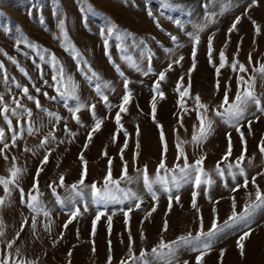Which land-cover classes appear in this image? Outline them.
Segmentation results:
<instances>
[{
    "label": "snow or ice",
    "instance_id": "snow-or-ice-1",
    "mask_svg": "<svg viewBox=\"0 0 264 264\" xmlns=\"http://www.w3.org/2000/svg\"><path fill=\"white\" fill-rule=\"evenodd\" d=\"M252 4H256V0H251ZM165 6H169V0H165ZM88 11H92V7L88 6ZM31 14V13H30ZM58 22L57 29L58 35H54V39L59 42L60 47L65 52L72 53L73 59H79L81 53L76 49L72 43L68 32L65 28V20L59 18L60 13L57 9L56 13ZM247 15V9L245 10ZM147 15L151 18L154 14L148 11ZM241 16H237L227 29L228 39L225 42L227 47L230 42V38L233 32L237 31V25L241 23ZM157 27H160L159 21L154 20ZM178 26L179 21L175 22ZM215 23L213 18H206L204 23L198 24L195 27L194 32L188 33L193 42L192 48V65L188 69L187 76L188 81L185 84V77L181 75L175 85V92L178 94L177 107L180 109V113L177 114V123L179 128L187 129L184 125L185 115L195 114L196 122L192 125L191 140L186 141L181 139L179 135V129H174L175 133V156L171 166L168 165V155L170 146L165 139V132L163 126L156 119L157 112V98L160 100L165 99V93L161 90V83L167 79L166 73L173 70L174 65H180L184 60V57L178 56L172 58L175 54L170 48H166L165 53H170L169 63L167 68L158 73V78L154 81L152 86V100H151V119L159 131V140L161 143V153L159 162L155 168V172L150 174L148 165H144L143 168L136 166V161L140 157V128L136 127L135 131V147L133 149V167L135 175L129 173V164L125 159L126 150L129 148V132L124 128L122 123V114L128 113V105L131 103L132 95L129 91V81L127 79L123 82L124 94L121 97L119 105H113L109 101V96L105 94L106 91H115L111 88L109 82L103 81L99 74L88 65L87 61L82 60L81 64L87 68L84 71L83 68L78 65V70L84 71L85 78L94 85V92L105 107L112 109L118 107L114 117L115 131L112 134V143H117L118 136L123 133V144L119 149V158L121 161V171L119 177L114 176L113 162L114 158L109 156L105 150L102 155L107 157V171L102 178V181H93L92 183H86L89 168L88 161L85 159L84 151L89 148L92 143L94 135L101 131L102 124L105 118L97 116L96 104H87L83 102L78 94L79 86L73 77L65 71L63 64L59 61L55 53L50 52L47 48H42L40 45L33 43L22 32L17 29L18 36L14 40V47L17 51H21V46L31 49L35 55L39 58L40 62L46 64L52 70L51 82L45 78V71L42 63H38L36 59H32L36 70L39 74V79L42 81L43 86H47L54 90L55 95H49L48 91L42 92V87H38L33 81L32 76L22 66L19 65L17 59L10 55L7 51L0 49V56L6 57L7 61L15 65L19 72L26 77L31 84V88L34 89L36 94H42L47 100L59 101L63 103V107L71 114V119L78 125L83 126L80 113L82 110L87 109L92 116L93 123L86 133V140L82 146V150L78 155V159L82 165L79 178L76 182L67 184L65 174L59 175L58 181L53 180L48 184V188L52 194L57 197V203L61 205H71V211L68 214V219L62 225V230L58 237L53 239L52 246L55 247L64 239V231L68 229L69 225L73 221L77 220L83 212L88 211V201L85 197L90 198V202L97 206L107 205H125L119 209L123 216V223L125 226V232H127V249L124 257H122L118 264H190L188 260L181 261L178 256L179 250H188L195 253L194 264H205V257L208 256L214 248L216 240L219 235L229 229L232 226L248 225L251 217L254 213L261 208H264V190L261 189L260 184L257 182L258 177H264V171L257 172L256 175L249 176L245 169V162L249 165L252 164L251 158L248 157V144L245 138V132L242 128L245 126L243 122L246 121L248 134L252 135V125L258 122L261 116H264V93H257L256 84L257 79L264 84V62L256 61L253 63L252 54L249 53L247 57V66L245 63L238 59L240 44H237V53L231 58L229 62L225 51L221 50L218 53V62L214 63V48L213 37L209 36L207 42V58L209 64L214 67V94H218L221 91V76L222 69L229 68L232 73L235 74L236 89L234 94L231 88V79L225 82L223 95L220 103L215 107H211L208 103H205L200 94L193 95L192 88V73L196 69V56L197 45L200 43V32L204 31L210 24ZM254 25V31L257 35L261 33L260 27L255 21H252ZM8 31V29H5ZM101 35L103 37V45L105 49V55L111 60L110 52V38L115 39L118 43L115 47L121 52L128 51V45L126 41H131L132 47H137L133 34L130 32H123L113 22L109 21L106 28L102 30ZM169 37L173 43H176L178 37L169 33ZM243 38H241L242 40ZM255 43V41H253ZM177 47H180L177 44ZM145 54L142 52L141 56ZM152 56L153 54L149 50L147 54L148 68L144 72V75H148L153 72L152 68ZM122 59L130 62V66L134 67L137 71H140L136 61L130 56H123ZM251 69V71H250ZM117 72L121 76L124 73L120 70V66L116 65ZM0 82L3 83L4 91L0 92V158H3L6 164L10 161V166L6 168L7 175H0V189H2V195H0V210L7 209L12 204L13 193L19 192V203L26 207L30 213V216H25L22 212L20 215L23 217L19 222L18 230L14 231L12 238H7V225L2 216H0V264H43V257L36 256L32 259L26 258L22 254L21 248L18 246L22 240V233H25L26 228L30 229V235L35 239H41L40 228L43 232L52 235V219L51 213L43 202V193L40 190L39 177L44 171V166L49 163V158L55 151V148L60 144L65 143V140L58 139L57 131L61 121H65L63 125V132L69 138L68 143H71L74 138L77 137V133L72 131L67 122L66 117H62L55 111L42 106L38 95H33L27 85L19 83L15 77H10L5 62L0 60ZM13 88L19 90V95L13 91ZM7 94V98L6 95ZM231 94V95H230ZM30 101L34 104L35 109L39 110L48 118V125L42 123V117L34 118L33 109L29 108L23 101ZM189 100H192L193 106L188 107ZM74 101V104L69 103ZM259 113V115H257ZM226 124L228 127L233 128L239 135L240 143L242 146L240 155L233 159L234 144L231 132H227V148L222 157L216 162L213 170L209 172L205 167L206 154L202 153L194 160L189 159V155L185 149V145L191 144L194 149H202L204 144L212 136L215 130L216 121ZM38 121H41L38 123ZM50 126L46 134L42 136L39 143L33 147H30L25 142L22 152L31 153L33 156L37 155V150H43L44 154L40 160L39 166L36 168L33 176V183L31 188L25 192L22 187V180L27 174V167L20 163L19 157L13 153L14 149L20 148L21 141H25V137L38 136L42 130ZM258 151L261 157H264V135H262L258 142ZM59 167V164H57ZM218 178L223 182L224 188H229L228 179L230 178L233 186L230 188L232 193H237L241 189L246 192L247 199L244 204L237 210V198L235 195L231 196L230 205L231 213L227 216V219L221 222L218 215L217 205L220 200H213L210 196V190L213 185L217 183ZM238 178H242V183L237 182ZM134 183H142L143 190L150 196L152 205L141 220V226L144 222L151 218L156 213L159 206L158 192L167 194L168 205L165 215L172 211L173 201L177 204L181 202V198L178 194L173 195V190L177 192L184 185H191V208L196 213L197 228L195 232L188 230L185 234L177 236L171 241H167L161 235L158 243H156L151 249L141 248L137 253L135 244L136 241L131 229L132 213L136 210H141L144 204V198L142 195L133 191L130 187L122 185H131ZM251 184L254 191H249V185ZM64 189L65 195L63 198L57 193V189ZM203 191L204 196L212 204L211 208V220L209 226L205 227V218L201 212L197 203V198ZM222 199V198H221ZM83 204V212L81 207L76 206ZM102 217H106L107 222V259L106 264H113V243L111 240L113 230V215H107L105 211L98 210L92 220L91 237L92 239V253L97 252L95 243V237L97 235V225L101 221ZM43 218V219H42ZM168 219L163 220L161 233L169 231ZM140 239H146V235L143 231V227L140 228ZM252 235V229L248 227L242 232L236 239V248L239 251V255L243 258L245 256L246 241ZM120 243L123 244L124 240L121 238ZM226 249L221 248L219 251V262L223 264ZM73 251L69 249L67 252L68 261L67 264H72Z\"/></svg>",
    "mask_w": 264,
    "mask_h": 264
},
{
    "label": "rangeland",
    "instance_id": "rangeland-1",
    "mask_svg": "<svg viewBox=\"0 0 264 264\" xmlns=\"http://www.w3.org/2000/svg\"><path fill=\"white\" fill-rule=\"evenodd\" d=\"M89 5L93 9L92 11L87 10ZM57 9H59V13H60L59 18H62L65 20V28L68 32V35H69L72 43L75 45L76 49L82 54L79 59H73L72 53L65 52L60 47L59 42L53 38L54 35L59 34L58 29H57L58 18H57V15L55 14ZM246 9H247V15L244 14ZM110 11H112L113 13H117L119 11L117 14H120V12H121V13L127 15L128 17H131V19L134 21H139V18H140V21H141V22L139 21L140 25H151L155 30L154 31L153 28L150 26L149 28L152 29L151 30L152 33L150 35L146 36L147 38L145 37V39L141 43L136 44L137 47H132L131 41H126L125 43L128 45V51L126 53L121 52L120 50H118L115 47V44L118 43V41H115L114 37L110 38L111 42H110V49L109 50L112 54L111 60L114 61V63L110 62L109 58L105 55V49H104V45H103V37L101 35L102 30H104L106 28L108 22L111 21V22L115 23L120 28L121 31L132 33L133 37L135 36V31H134V29L130 28L129 26L115 21L114 16L111 15L112 13H109ZM148 11H151L154 14V17L150 18L147 15ZM133 16L135 18H137V20L134 19ZM237 16L242 17L241 23L237 25V31L232 33L231 38H230V42L228 43L227 47H224L225 42L228 39V37L226 35L227 29L230 27L231 23L235 20V18ZM206 18H213L215 20V23L210 24L207 28L204 29V31L200 32V43H199V45H197V56H196V65L197 66H196V69L198 68L199 61L202 60L203 62L206 63V65L208 67H210L209 69L212 70V71L208 70V72L206 71L207 74H209L210 78L208 79V81H206V82L204 81L205 82L204 84H207V86L211 89L212 94L211 93L208 94L207 95L208 98L205 99L206 97L204 96V94L201 91L200 92L194 91L193 88H191V92L193 95L197 94V92H198V94H200L202 100L205 103H208L211 107H215L216 105H218L220 103V100H221L222 95H223L225 82L229 80V77L230 76L232 77V79L230 81L231 88H232L231 94H234V92H235L236 82H235V74H233L229 68L222 69V76H221V80H220L221 91L218 94H214V81H215L214 67H213V65L209 64L208 58L206 55L207 51H208V47H207L208 38H209V36L213 37L214 63L218 62V59H219L218 53L221 50L225 51L226 56L228 57L229 62H230L231 58L237 53V44L238 43L240 44V51H239L238 59L241 62L245 63L246 66H247V57H248L249 53L252 54L254 64L256 61L264 62V48H263L264 46L262 47L260 45L261 40H264V31H263L264 30V0H256L255 5L252 4L251 0H169V6H165V0H0V49L7 51L10 55L15 57L17 59L19 65L24 67L29 72V74L32 76L33 81L36 83V85L38 87H42V92L48 91L49 95H55V92L53 89L42 85V81H40V79H39L38 71L36 70L34 64L32 63V59H36V61L38 63H42V66L44 67V71H45V78L48 79L50 82H51L52 70L50 69V67L48 65L43 64V62H40L39 58L35 55V53L31 49H28L24 46H21V51H17L15 49L14 40L18 36L17 29H19V31L22 32L33 43L40 45L42 48H47V49H49L50 52H53L56 54L59 61L63 64L65 71H67V73L73 77V79L76 81V83L80 87L79 92L80 91L81 92L80 93L78 92V93H79L81 100H83V102H85L87 104H96L97 116H99L101 118H105L104 123L102 124V127H101V131H99L100 133L98 132L94 135L93 141L89 145V148L84 151L85 159L88 161V168L90 169V165L92 163L96 162L95 164H98L97 165L98 167L99 166L102 167L101 169H100V167L98 168V170H101V173L105 169L103 171V173L105 175V173L107 171V157L103 156L102 153L105 150L103 148H105V147L109 146V144H111L113 146V151H112V153L108 152V154H109V156L114 158L113 169H114V173H115L114 176L115 177H119L118 176V175H120L119 170L121 171L120 168L122 167L118 153H119L120 147L123 144V140H124L123 133H121L118 136L117 143H115V144L111 143L112 141L110 143H106L103 141L102 143L98 144V143H96L95 138L104 136V138L107 137V138H105V140H107L108 137H112V134L114 133L115 128H116L115 123H114V117H115L116 111H118L119 109H118V107H114L112 109L105 107L104 104L100 101L99 97L96 96V94L93 90L94 85L92 83H90L84 76V71H87V68L81 64V61L82 60L87 61L88 65L91 63L90 66L92 67V69L95 68V70H96V66L98 68H102L103 71L101 72V74L99 71H98L99 72L98 73L97 70H96V72L103 79V81L109 82L110 85H112L111 88H114L113 84H115V88H114L115 91H106L105 92V94L109 96L110 103L113 105H119V103L121 101V97L124 94L123 82L125 79H127L129 81V91L131 92V95H132V99H131L132 103H130L128 105V109H129L128 113L122 114V123L124 125V128L127 129V131L129 132V136H130L129 148L126 150L125 159L128 161V164H129V173L131 175H135L132 157H133V149L135 147V139H136V136L134 134H135L137 126H139V128H140V132H141L144 124L152 125V127H154L155 130L153 129V133L155 132L154 135L156 134V137L154 138V140L156 141L155 143H157L156 144L157 146L160 145L159 152H161V143L159 140V131L160 130L156 127V124L153 123V121L151 119V100H152V96H153L152 86L154 84V81L158 78V73L167 68V64L169 63V57L172 56V54H171V55H167L169 57H167V56L159 57V54L161 52H163L162 53L163 55L165 53L164 50L166 48L164 47L165 46L164 45L165 43L163 42L164 40L169 43L170 49L175 51V48H176L178 50V52L172 57L173 59L178 57V56H181V55L184 57V60L181 62L180 65H174L173 70L166 73L167 79L161 83V90L165 93L166 98L163 100H160L159 98H157L156 119L160 123V125H162V126L164 125L163 128H164V132H165V139L167 138L166 141L168 142V144L170 146V152H169L168 160H167V163L169 166L172 165L173 159L175 156V147H174L175 133H174V129H179V135H180L181 139L186 140V141L191 140V136H189V135H192V125L196 122L195 114L192 113L190 115H185V117H184V123H187L184 125H185V128L187 129L188 132L185 131V129H183V128H179L176 115L180 113V109L178 107H176L177 106V100H178V94L175 92V85L178 81V78L181 75H183L185 77V84H187V81H188L187 72H188V69L192 65L191 53H192V48H193V42H192L191 37L188 35V33L194 32L195 27L198 24L204 23ZM141 19H143V20H141ZM154 20L159 21L160 27L156 26V24L154 23ZM253 20L256 22V24L261 29V33L259 35H257L254 31V25L252 23ZM176 21L180 22L179 26L175 23ZM146 22H148V23H146ZM5 29H8V31H5ZM154 32H156V33H154ZM169 33H171L172 35H176L178 37V40L176 43H173L171 41V39L169 37ZM86 37L87 38L89 37L90 39L88 38V40H87ZM241 38H243V39L241 40ZM84 41H86V42H84ZM90 41H91V43H90ZM253 41H255V43ZM79 42L81 43V45ZM177 44H179L180 47H177ZM92 46L94 47V49ZM259 48H260V50H262V51H260V53H259ZM149 50L153 54V56H152L153 72L149 73L148 75H144V72H146L147 68H148V60L146 57H147ZM113 51H114V53H113ZM142 52L145 54L143 57L141 56ZM173 53H175V52H173ZM83 54H85V55H83ZM94 54H96V56ZM98 55H99V57H98ZM123 56H130V57H132L133 60L136 61L140 70L143 71V72H141L142 73L141 78L146 80L145 82H147L146 86H148V88H146V86L145 87L143 86L144 82H140V84H137V82L134 80V78L131 77L132 76L130 74L131 72H137V73H139V72L134 67L130 66V62L126 61L125 59H122ZM90 58H92V59H90ZM99 58H100V60H99ZM0 60H3L5 62V65H6V68L8 69V74L10 77H15L16 80L19 83H21L22 85H27L30 89L31 94L38 95V98L40 99L43 107L49 109L50 111H55V112L59 113L62 117H66L67 118L66 122L72 131L73 130L75 131V128H76L77 129L76 133L79 134L81 131L80 127L84 130V131L82 130V132L75 139H73L75 141V142L73 141L74 143L71 142V146H72V144H74V146H72V148H71V159L68 161V164H71V165L73 164L71 166V168H75V171L78 170V171H76V174L80 173L82 165L78 159V155L82 150L83 144L85 143L87 130H89L90 126L92 125L91 123L93 122V119H90V117L92 118L91 113L87 109H84L80 113H78V115H80V117H81L82 124L85 127L78 125L74 120L71 119V114L68 113L67 110L63 107L62 102L50 101V100H47L42 94H36L34 89L31 88V84L29 83L28 79L26 77H24L22 75V73L19 72L18 68L15 65H12L11 62L7 61L6 57L0 56ZM93 60L96 62H93ZM92 62L95 65L94 64L92 65ZM156 62L158 63V65ZM98 63H100V67L98 66L99 65ZM101 63L103 65H105L104 68L102 67L103 65ZM105 63H107V64H105ZM78 65H80V67L83 68L84 71L78 70V67H77ZM116 65L120 66V70L124 73L123 76H121L120 73L117 72ZM106 69L107 70L110 69V70L107 71ZM196 69L192 73L193 74L192 75V84H193V78H194ZM250 71H251V69H250ZM136 84H137V86H136ZM262 85H264V84H262L260 82V80L257 79V84H256L257 89L256 90H259L260 88L264 89V86H262ZM142 86L144 87V89ZM4 87L5 86L3 85V83L0 82V92L4 91ZM139 87H141V88L139 89ZM134 88H135V90H134ZM116 90L119 93L117 92V94H116ZM13 91L16 93V95H19V90H16L13 88ZM5 95L7 98V94H5ZM92 95L94 96V98ZM111 95L113 97L114 96L115 97L111 98ZM86 97H88V98H86ZM85 98H86V100H84ZM135 100L137 103L135 102ZM138 100L141 104L138 102ZM141 100H142V102H141ZM143 100L145 102H143ZM167 100L170 101L169 102L170 104L168 106L169 110L173 106V104H174L173 107H175L176 109L173 112L170 111L171 112L169 114L170 120L166 123L162 119V117L160 116V113H161L160 110H161L162 104L165 103ZM172 101H173V104H171ZM23 102L29 108L33 109L34 118L36 115H39L42 118L46 117V119H48L46 115H44L43 113H40L39 110L35 109V106L32 102L27 101L26 99ZM69 103L74 104L75 102L69 101ZM193 103L194 102L192 100H189L188 107L191 108L193 106ZM134 104H136V105H134ZM140 106H142V107L140 108ZM143 107H145V108H143ZM132 108H135V110H137L136 112L137 113L139 112V114H141V115L138 114V116L135 117V113H134V111H132ZM133 114H134V116H133ZM142 114H143V116H142ZM257 115H259V113H257ZM143 117L144 118L146 117V118L144 119ZM138 118H140V119L143 118L145 120V122H148V123H145L143 119L139 120ZM147 118H148V120L146 121ZM85 119L87 121H85ZM171 119H173V120H171ZM135 121H136V123H135ZM64 122L65 121H61V123L58 127L57 136H58V139H64L65 138L67 140V136H65L66 134H64V132H63ZM139 122L140 123L142 122V123L140 124ZM170 122H171V124H170ZM243 123L245 126L242 128V130L245 132V138H247V136L249 134H248L247 126H246V121ZM46 125H48V124H46ZM0 126H2V125H0ZM71 126L73 128L74 127L75 128L73 129ZM87 126H88V128H87ZM109 126L111 128H109ZM219 126H220V128L222 127L221 128L222 130L219 128ZM49 127L50 126H48V127L46 126L43 129V132L40 133V135L32 136V137H30L31 139L26 136L25 141L19 142L20 143V149H18V148L17 149L19 151L21 150L20 152H22V148H23L25 142L26 143L28 142L27 145L29 144L28 146H30V147L37 145L39 143L37 141H39L42 138V136L47 133V131L49 130ZM104 127H106V128H104ZM215 127L217 128V130L219 128L220 133L222 132L221 134L219 132H217V135L219 134L220 137L222 138V141H223L222 147H224V150L226 151V148H227V139H226L225 134L227 132H231L232 139L234 137V139H233V142H234L233 143L234 144L233 159L235 157H237L238 155H240L242 146L240 143L239 135L236 133V131L233 128L228 127L226 124L220 122L219 120L216 121ZM102 130H103V132H105L104 130H106L107 132L103 133ZM252 130H253V133L255 132L254 133L255 138H253L254 140H252V142L255 143L254 145H256V144L258 145V142L262 137L261 135H264V116H261V118L258 122L253 123ZM100 134H101V136H100ZM257 134H258V136L256 137ZM60 135L63 138L62 137L60 138ZM217 135L211 136L212 138L215 137L214 140H212V138L210 137L208 139V141L204 144L206 149L203 146L202 149L197 148L198 150L197 149L194 150V148L191 146V144L185 145V149L188 152L190 161L193 158L194 159L197 158L202 153L207 154L206 150L209 149L208 145L211 144L213 141H215L216 138L218 139L219 135L218 136ZM131 137H132V139H131ZM139 139H140V137H139ZM256 140H257V142H256ZM33 142H35V143L33 144ZM140 143H141V141H140ZM64 144H66V142L63 144H60L59 145L60 147L59 146L56 147L54 153H52L51 156H58V152H56V151H59L62 148V146H64ZM103 145H104V147H103ZM98 147L100 148V151L98 150L99 149ZM256 148L257 149H255L256 150L255 153H253L254 156L251 159L252 164L251 165H249L248 163H247V165L245 164V169H248L247 170L248 172L250 171V169L252 168L253 165H258V163L261 165V166L258 165L260 167L259 168L260 170L258 172L264 171V157H261V155L259 154V151H258V147H256ZM17 149H14L13 151H15V153H16L18 151ZM116 149H117V153H116ZM188 149H190V150L188 151ZM224 150H223V152L225 153ZM238 151H239V153L237 154L236 152H238ZM91 153L93 155H95V156H93V158H90ZM224 153L219 154L217 157H215L212 160L209 158V156L206 155L207 158L205 161V166L207 167L206 169L209 172H211L213 170L216 162L222 157V154H224ZM43 154H44V151L42 152V155L39 154V160L42 159ZM73 154H74V156H73ZM75 154H76V156H75ZM95 157H96V159H94ZM159 157H160V153H158L155 162L154 161L151 162L152 164L149 163L150 165H153V166L155 165L154 167L145 163L149 167L150 174H153L155 172V168L159 162ZM115 159H116V161H115ZM140 159H141V155H140L139 159L136 161V166H139V167L142 166L141 168H143V166L145 164L142 165L140 162L141 161ZM170 159H171V161H170ZM0 163H4L3 165L6 164L3 160V158H0ZM39 163H40V161H39ZM9 166H10V161H9L7 167H9ZM36 166L38 167L39 165H36ZM37 167L32 168L31 171L28 173V182H29V183L27 182L28 186H25V184L22 183V187L24 188L25 192H27L31 188V185L33 183V176L35 174V172H32V171H36ZM118 167H119V169H118ZM71 170H73V169H71ZM0 175H3V174L0 173ZM88 178H87L86 183L90 184L93 181H102L103 177H101V179H96V180L91 179L90 177H88ZM70 181L68 180L67 184L74 183L77 180H70ZM219 182L220 181L218 180L217 183H219ZM232 185L233 184H229V188H224L225 193L223 194V196H227V195L229 196L230 195L231 191L228 189H230L232 187ZM122 186L130 187L133 191H136L138 194L142 195L144 198V204L142 205V209L136 210L131 214L133 222L134 223L135 222L140 223L141 222L140 219H142V216L144 214H146V212L148 210H150V208H151V205H152L151 198L143 190L142 183H134L131 185H122ZM261 189L264 190V187H262ZM0 190L2 193V189H0ZM63 191L65 192L64 189H63ZM173 191H174L173 195L178 194L179 196L183 191H185V192H187L186 193V200L187 201L191 200V193H192L191 185H186V186L184 185L182 188L179 189L178 192L175 189ZM44 192H45V194H50L52 196L53 200L57 201V197L52 194L51 190L48 188V185L44 188V191L42 192L43 196L45 197ZM202 192L203 191H201V193ZM14 193H16V194H14ZM14 193H13V199H12V205L13 206L10 205V207L15 208V209L17 208L18 210L22 211V213L25 216H30L28 209L26 207H24L23 205H20V203H19V196H18L19 192L16 191ZM57 193H58V191H57ZM63 194L65 195V193H63ZM58 195H59V193H58ZM64 195L61 194L59 196H60V198H63ZM158 195L160 197L159 202L161 200V197H164V198H162L163 200H165V199L168 200L167 194H165L163 192H158ZM223 196L220 195L219 197L222 198ZM217 198L218 197H216V199ZM15 199H17V200H15ZM85 199H86V201H88V211L87 212H83V204L76 205V206L81 207V211L83 212V214L78 219L81 218L85 222V224L83 223L84 224L83 226H85L84 231H83L84 235H87L86 234L87 229L89 231L88 232L89 238H88V236L86 238L85 237L82 238V236H79L80 238H78V239H79V242H81V244H86L88 242V239L91 238V235H90L91 224H92V220L94 219L95 214L98 210L105 211L107 215H113V219L117 218V216L115 215V212L117 211L116 213L119 216L121 215L120 218H121V222L123 224L122 227H123V230H125V226L123 223V216L119 211V209L121 207H125V205H114L113 204V205H107V206H97V205L91 204L89 197L86 196ZM14 204H16V205H14ZM173 204H177V203L175 201H173ZM58 208H59V213H58L59 215L58 216L61 217L62 224H64V222L68 219L69 212L71 211V205L59 204ZM61 214H62V216H61ZM133 216L134 217L140 216V218L138 219L136 217L137 218L136 219ZM102 218H104V219H101V221L98 222L97 230L99 228L105 227L104 224H106L105 223L106 217H102ZM132 219L130 222L131 225H132ZM77 220H75V221H77ZM75 221H73V223ZM117 221H118V218H117ZM101 222H102V224H101ZM72 224H70V225H72ZM101 225H103V227ZM86 227H87V229H86ZM105 229L106 228H104L103 230H104V233L106 234L107 231ZM61 230L59 231V233L61 232ZM59 233H58V235H59ZM104 233H103V235H104ZM12 234H14V231ZM88 244L91 245V241H89V243H87V245ZM148 244L149 243L145 240V241H141L139 246H141V248L149 249Z\"/></svg>",
    "mask_w": 264,
    "mask_h": 264
},
{
    "label": "bare ground",
    "instance_id": "bare-ground-1",
    "mask_svg": "<svg viewBox=\"0 0 264 264\" xmlns=\"http://www.w3.org/2000/svg\"><path fill=\"white\" fill-rule=\"evenodd\" d=\"M106 7V6H105ZM115 9V8H114ZM113 9V10H114ZM117 10V9H116ZM115 11V10H114ZM117 12V11H116ZM119 12V11H118ZM117 12V13H118ZM109 13H112L111 15L114 16V20L121 23V24H125L127 26H129L130 28L134 29L135 31V43L139 44L141 43L146 36L150 35L152 33V29H150L149 27L151 25H140V18L139 21H134L131 19V17H128L127 15L123 14L120 12V14L117 13H113L112 11H110ZM134 17V16H133ZM70 18V17H69ZM134 19L137 20V18L134 17ZM143 20V19H141ZM146 20V19H145ZM254 21V20H253ZM148 23V22H146ZM248 23V22H247ZM150 24V23H149ZM71 25V24H70ZM152 27V26H151ZM153 28V27H152ZM154 30V28H153ZM155 31V30H154ZM264 31V30H263ZM156 33V32H154ZM153 33V34H154ZM89 38V37H88ZM88 38L86 37V39L88 40ZM147 38V37H146ZM248 38V37H247ZM90 39V38H89ZM246 41V40H245ZM81 42V41H80ZM79 42V43H80ZM86 42V41H84ZM83 42V43H84ZM111 42V41H110ZM165 44V48H170V45L167 41H163ZM260 42V41H259ZM88 43V42H87ZM91 43V41H90ZM89 44V43H88ZM114 44V43H113ZM81 45V43H80ZM85 45V44H84ZM262 47L264 46V40H261V44ZM87 46V45H86ZM91 46V45H90ZM151 46V45H150ZM83 47V46H82ZM93 47V46H92ZM173 47V46H172ZM260 47V46H259ZM86 48V47H85ZM264 48V47H263ZM262 48V49H263ZM90 49V48H89ZM94 49V47H93ZM86 51V50H85ZM260 48H259V53H260ZM82 52V51H81ZM173 52H175L174 54H176L178 52V50L175 48V51L173 50ZM87 53V52H86ZM95 53V52H94ZM114 53V51H113ZM163 52H161L159 54V57H164L167 55H171L170 53H164V55L162 54ZM88 54V53H87ZM97 54V53H96ZM96 54H94L96 56ZM258 54V53H257ZM85 55V54H83ZM112 55V54H111ZM255 55V54H254ZM93 56V55H92ZM91 56V57H92ZM118 56V55H117ZM256 56V55H255ZM99 57V55H98ZM102 57V56H101ZM100 57V58H101ZM115 57V56H114ZM169 57V56H167ZM173 57V56H172ZM99 58V60H100ZM118 58V57H117ZM141 58V57H140ZM92 59V58H90ZM162 59V58H161ZM167 59V58H166ZM98 60V61H99ZM102 60V59H101ZM257 60V59H256ZM93 62H96L93 60ZM92 62V65L94 64ZM100 62V61H99ZM103 62V61H102ZM157 63V62H156ZM91 64V63H90ZM89 64V65H90ZM99 67H100V63H98ZM102 64V63H101ZM107 64V63H105ZM95 65V64H94ZM103 65V64H102ZM101 65V66H102ZM125 65V64H124ZM158 65V63H157ZM105 65H103L102 67L104 68ZM108 66V65H107ZM109 68V67H108ZM210 67H208L206 65L205 62H203L202 60L199 61L198 64V68L196 69L194 78H193V90L194 91H201L204 96L205 99H207V95L211 93V89L207 86V84H204L206 81H208L209 74H207L208 70ZM95 70V68H93ZM123 69V68H122ZM131 69V68H130ZM158 69V68H157ZM96 70L97 72L99 71L100 74L103 71L102 68H98L96 66ZM95 70V71H96ZM107 70V69H106ZM105 70V71H106ZM110 70V69H109ZM107 70V71H109ZM207 71V72H206ZM212 71V70H210ZM67 72V71H66ZM98 72V73H99ZM137 72H131L130 74L132 75L131 77L134 78V80L137 82V84H140V82H144L143 86L145 87L147 85V82H145L146 80L141 78V72H143L142 70ZM105 73V72H104ZM107 74V73H106ZM234 74V73H233ZM109 75V74H108ZM193 75V74H192ZM78 76V75H77ZM102 76V75H101ZM105 76V75H104ZM147 78V77H146ZM80 80V79H79ZM110 80V79H109ZM118 80V79H117ZM205 81V82H204ZM119 84V83H118ZM136 84V86H137ZM80 85V84H79ZM114 88H115V84H113ZM260 85V84H259ZM112 86V85H111ZM119 86V85H118ZM117 86V87H118ZM142 86V87H143ZM264 86V85H262ZM143 87V89H144ZM259 87V86H258ZM80 88V87H79ZM119 88V87H118ZM136 88V87H135ZM134 88V90H135ZM141 87H139L140 89ZM146 88H148V86H146ZM263 88V87H262ZM138 89V88H137ZM257 89V88H256ZM118 90V89H117ZM116 90V94L117 91ZM257 93H264V89H259L256 90ZM79 92V89H78ZM81 92V91H80ZM79 92V93H80ZM78 93V94H79ZM119 93V92H118ZM198 93V92H197ZM207 93V94H206ZM84 94V93H83ZM87 94V93H86ZM139 94V93H138ZM212 94V93H211ZM81 95V94H80ZM93 96V95H92ZM203 96V95H202ZM85 97V96H84ZM113 96L111 95V98ZM115 97V96H114ZM113 97V98H114ZM140 97V96H139ZM142 97V96H141ZM144 97V96H143ZM88 98V97H86ZM86 98L84 100H86ZM94 98V96H93ZM110 98V99H111ZM114 100V99H113ZM83 101V100H82ZM214 101V100H213ZM112 102V101H111ZM136 102V100H135ZM139 102V100H138ZM142 102V100H141ZM143 102H145L143 100ZM170 101H166L165 103L162 104L161 106V113L160 116L162 117V119L167 123L170 118H169V114L171 112H173L176 108L173 107V101L171 104H173V106L170 108H168ZM132 103V102H131ZM137 103V102H136ZM140 103V102H139ZM141 104V103H140ZM211 104V103H210ZM136 105V104H134ZM132 106V105H131ZM138 106V105H137ZM176 106V105H175ZM142 106H140L141 108ZM177 107V106H176ZM145 108V107H143ZM131 110V109H130ZM179 110V109H178ZM132 111H134L135 113V117L138 116L139 112L137 113L135 110V108H132ZM149 111V110H148ZM171 111V112H170ZM101 113V112H100ZM99 113V114H100ZM141 115V114H139ZM134 116V114H133ZM143 116V114H142ZM159 116V115H158ZM177 116V115H176ZM36 117H40L39 115H36ZM140 117V116H139ZM147 117V116H146ZM145 117V118H146ZM172 117V116H171ZM89 118V117H88ZM134 118V117H133ZM144 118V117H143ZM141 118V119H143ZM144 118V119H145ZM191 118V117H190ZM83 119V118H82ZM90 119H92L90 117ZM139 120H141L140 118H138ZM137 119V120H138ZM143 119V120H144ZM84 120V119H83ZM135 120V119H134ZM142 120V121H143ZM148 120V118L146 119V121ZM173 120V119H171ZM85 121H87L85 119ZM41 121H38V123ZM134 122V121H133ZM145 122V120H144ZM174 122V121H173ZM42 123L43 124H48V119H46V117H44L42 119ZM93 123V122H92ZM91 123V124H92ZM107 123V122H106ZM128 123V122H127ZM136 123V121H135ZM140 123V122H139ZM142 123V122H141ZM140 123V124H141ZM148 123V122H145ZM110 124V123H109ZM139 124V125H140ZM144 124V123H143ZM163 124V123H162ZM171 124V122H170ZM187 124V123H184ZM189 124V123H188ZM218 124V123H217ZM88 125V124H87ZM216 125V124H215ZM154 126V125H153ZM164 126V125H163ZM167 126V125H166ZM169 126V125H168ZM175 126V125H174ZM218 126V125H217ZM257 126V125H256ZM48 127V126H47ZM72 127V126H71ZM85 127V126H83ZM258 127V126H257ZM70 128V127H69ZM73 128V127H72ZM75 128V127H74ZM73 128V129H74ZM88 128V126H87ZM86 128V129H87ZM106 128V127H104ZM109 128H111L109 126ZM220 128V126H219ZM219 128L217 130V128L215 127L214 133L212 134V136H216L217 132L220 133ZM222 128V127H221ZM220 128V129H221ZM71 129V128H70ZM82 132V128L80 127ZM153 129L154 127H152V125H148V124H144L142 130H141V135H140V141H141V148H140V155H141V164L144 165L145 163L147 164H152L151 162H155L158 153L159 152V147L160 145H156L157 143H155L156 141L154 140V138L156 137V134L154 135L153 133ZM164 129V128H163ZM184 129V128H183ZM224 129V128H223ZM76 128L75 131L76 132ZM79 130V129H78ZM109 130V129H108ZM155 130V129H154ZM222 130V129H221ZM84 131V130H83ZM105 132H107L106 130H104ZM260 131V130H259ZM43 132V130H42ZM45 132V131H44ZM62 132V131H61ZM86 132V131H85ZM103 132V130H102ZM103 132V133H105ZM188 132V131H187ZM60 133V132H59ZM79 133V134H80ZM84 133V132H83ZM100 133V132H99ZM222 133V132H221ZM220 133V134H221ZM255 133V132H254ZM254 133L252 135H248L247 136V144H248V157L249 158H253V153H255V149H257V144L254 145L255 143L252 142V140H254ZM65 134V133H64ZM77 133V136L79 135ZM188 134V133H187ZM82 135V134H81ZM135 135V134H134ZM219 135V134H218ZM217 135V136H218ZM66 136V135H65ZM97 136V135H96ZM101 136V134H100ZM191 136V135H189ZM258 136V134L256 135V137ZM262 136V135H261ZM62 136L60 135V138ZM30 138V137H29ZM63 138V137H62ZM103 137H97L96 139V143H102L103 141L106 143H110L111 137H108L107 140H105ZM110 138V139H109ZM134 138V137H133ZM212 138V137H211ZM215 138V137H214ZM214 138H212V140H214ZM31 139V138H30ZM35 139V138H34ZM65 139V138H64ZM63 139V140H64ZM75 139V138H74ZM132 139V137H131ZM167 139V138H166ZM234 139V137H233ZM260 139V138H259ZM68 140V137H67ZM67 140L65 139L66 144H64V146H62V148L58 152V156H50V160L49 163L47 165L44 166V171L41 173L40 178H39V183H40V190L43 192L44 188L53 180H57L59 178V175L61 173L65 174L66 177V183L69 180H78L79 178V174H76V170L75 168H71V164H68V161L71 159V148L72 146H74V144L68 143ZM29 141V140H28ZM74 141V140H73ZM72 141V143H74ZM260 141V140H259ZM30 142V141H29ZM32 142V141H31ZM39 142V141H37ZM79 142V141H78ZM95 142V141H94ZM257 142V140H256ZM28 143V142H27ZM35 142H33L34 144ZM112 143V142H111ZM234 143V142H233ZM95 144V143H94ZM132 144V143H131ZM238 144V143H237ZM23 145V144H22ZM29 145V144H28ZM32 145V144H31ZM208 145V144H207ZM35 146V145H34ZM77 146V145H76ZM115 146V145H114ZM223 146V141L222 138L218 137V139L216 138L215 141H213L211 144L208 145L209 149H207V156H209V158L212 160L215 157H217L219 154L224 153V147ZM60 147V146H59ZM100 147V146H99ZM98 147V148H99ZM102 147V146H101ZM104 147V145H103ZM205 147V146H204ZM75 148V147H74ZM93 148V147H92ZM226 148V147H225ZM20 149V148H18ZM17 149V150H18ZM91 149V148H90ZM105 149L107 152L112 153L113 151V146L111 144H109V146L103 148ZM115 149V148H114ZM206 149V147H205ZM100 151V148L98 149ZM104 150V151H105ZM190 149H188L189 151ZM195 150V149H194ZM198 150V149H197ZM196 150V151H197ZM239 150V149H238ZM19 151V150H18ZM16 152L13 151L14 154H16L19 157L20 163L24 164L28 171L27 174L24 176L22 183L25 184V186H28L27 182H28V173L31 171L32 168L37 167L36 165H39V154L42 155L43 150H37V155L33 156L31 153H23V152ZM96 151V150H95ZM192 151V150H191ZM225 151V150H224ZM240 151V150H239ZM236 152L237 154L239 153ZM76 152V151H75ZM170 152V151H169ZM54 153V152H53ZM116 153H117V149H116ZM188 153V152H187ZM201 153V152H200ZM199 153V154H200ZM101 154V153H100ZM236 154V155H237ZM97 155V154H96ZM114 155V154H113ZM223 155V154H222ZM74 156V154H73ZM72 156V157H73ZM76 156V154H75ZM93 155L91 153L90 158H93ZM117 156V155H116ZM191 156V155H190ZM239 156V155H238ZM193 157V156H192ZM99 158V157H98ZM117 158V157H116ZM73 159V158H72ZM96 159V157L94 158ZM160 159V157H159ZM194 159V158H193ZM192 159V160H193ZM118 160V159H117ZM74 161V160H73ZM91 161V160H90ZM93 161V160H92ZM116 161V159H115ZM171 161V159H170ZM169 161V162H170ZM5 162V161H4ZM72 162V161H71ZM70 162V163H71ZM99 162V161H98ZM96 162L92 163L90 165V169H89V175L88 177H90L91 179H101V177L104 176L103 170L101 173V170H98L97 165L95 164ZM114 163V162H113ZM4 163H0V173L3 175H7L6 172V168L8 166V164L3 165ZM57 164H59V167H57ZM149 164V165H150ZM245 164L247 165V160L245 162ZM77 165V164H76ZM102 165V164H101ZM114 165V164H113ZM258 165H260L258 163ZM258 165H253L252 168L250 169V171L248 172L246 169V172L249 176V179L251 178V176L256 175V173L260 170ZM75 166V165H74ZM103 166V165H102ZM153 166V165H150ZM155 166V165H154ZM153 166V167H154ZM261 166V165H260ZM76 167V166H75ZM78 167V166H77ZM142 167V166H141ZM206 167V166H205ZM209 167V166H208ZM213 167V166H212ZM102 167H100L101 169ZM133 168V167H132ZM207 168V167H206ZM248 168V167H247ZM73 169V170H71ZM78 169V168H77ZM119 169V167H118ZM121 169V168H120ZM118 171V170H117ZM150 171V170H149ZM35 172V171H32ZM120 173V170H119ZM115 174V173H114ZM31 175V174H30ZM119 176V175H118ZM100 177V178H99ZM215 179H217V181L219 180L218 178L214 177ZM89 179V178H88ZM90 179V180H91ZM89 180V181H90ZM32 181V180H31ZM220 181V180H219ZM71 182V181H70ZM74 182V181H73ZM237 182L242 183V178H238ZM257 182L260 184V187H264V177H258L257 178ZM29 183V182H28ZM228 183L229 184H233L231 179H228ZM186 186V185H185ZM233 186V185H232ZM231 187V186H230ZM230 190V189H228ZM249 191H254V189L252 188L251 184L249 185ZM48 191V190H47ZM46 191V192H47ZM59 195H64L63 193H65L63 191V189H57ZM225 189L223 187V183L220 181L219 183H216L215 185L212 186L211 190H210V196L212 197V199L214 200H220V203L217 205L218 208V215L220 217L221 222L225 219H227V216L230 215L231 213V205H230V197L235 195L237 198V210L239 211L240 208L242 207V205L244 204L245 200L247 199L246 196V192L244 189H241L239 192L237 193H232L230 192V195L228 196H223V194ZM174 192V191H173ZM186 193L185 191H183L180 194V198H181V202L179 204H173V208L172 211L170 213H168V215L166 216L165 213L167 211V205H168V200H163L161 197L160 200V204L158 206V209L156 211V213L153 214V216L146 220L143 224V226H141V223H134L133 219H132V225H131V229L133 232V236L134 239L136 241L135 244V248L137 253L139 252V250L141 249L140 243L141 241H147L148 244V248L149 250L151 249V247H153L156 243H158L159 239L161 238V235H163V238L167 241H171L173 239H175L177 236L181 235V234H185L188 230H192L193 232H195L196 228H197V223H196V213L195 210L191 208V200L187 201L186 200ZM227 193V192H226ZM3 193H1L0 190V195H2ZM16 194V193H14ZM18 194V193H17ZM45 194V192H44ZM160 194V193H159ZM220 195H222V199L219 197ZM19 196V195H18ZM15 197V196H14ZM166 197V196H165ZM216 197H218L216 199ZM13 199V196L11 198V200ZM43 202L46 205V207L48 208V210L51 213V219H52V235L49 236L48 234L43 232V229L40 228V235H41V239H35L30 235V229L26 228L25 233H22V240L19 243V247L22 250V254L28 258V259H32L36 256H42L43 257V264H67L68 261V257H67V252L69 251V249H72L73 251V256H72V264H106V259H107V240H108V235L107 232L106 234L104 233V228L107 229V222H105L106 224H104V228H99L97 230V235L95 237V243H96V247H97V252L95 254L92 253L91 249H92V242L91 245H87V243H89V241H92V237L90 239L88 236V229L86 227V231H87V235H84L83 231L85 226H83L85 224L83 219H78L77 221H75L72 225H69L68 229L65 230L64 232V239L55 247L52 246V241L53 239L58 237V233L59 231L62 229V221H61V217H59L58 213H59V203H57L55 200H53L52 196L50 194H45V197L42 196ZM17 200V199H15ZM197 203L198 206L201 209V212L205 218V227L207 228L210 224V220H211V208H212V204L209 202V200L204 196L203 192L201 193V195L197 198ZM12 205V204H11ZM16 205V204H14ZM13 206V205H12ZM22 211L18 210L17 208H11L10 206L5 209V210H0V216H2L6 222L7 225V238H12L13 236V231L18 230L19 228V222L22 219L20 213ZM117 212V211H116ZM115 212V215L118 218L113 219V230H112V235H111V240L113 243V264H118V261L124 257L125 253H126V249H127V232H125V230H123V224L121 222V215L119 216L117 213ZM64 215V214H63ZM136 215V214H135ZM62 216V214H61ZM115 216V217H116ZM142 216V215H141ZM145 216V214L142 216ZM134 217V216H133ZM138 219L140 218V216H136ZM134 217V218H136ZM136 218V219H137ZM43 219V218H42ZM104 219V218H102ZM106 219V218H105ZM140 219V221L142 220ZM164 219H168L169 221V231L166 233H161V228H162V224H163V220ZM115 220V221H114ZM105 221V220H104ZM137 221V220H136ZM84 223V224H83ZM104 223V222H103ZM87 224V223H86ZM102 224V222H101ZM92 226V224H91ZM103 227V225H101ZM89 227V226H88ZM143 227V231L146 235V239L141 240L140 239V228ZM248 227H250L252 229V235L249 238L248 241H246V249H245V256L242 258L239 255V251L236 248V239L238 238V236L240 234H242V232L244 230H246ZM105 229V230H106ZM91 231V230H90ZM107 231V230H106ZM104 233V235H103ZM79 236L83 237H87L88 236V242L86 244H81V242H79L80 238ZM121 238H123L124 243L121 244L120 240ZM84 243V242H83ZM139 246V247H138ZM226 249V253H225V258L223 261V264H264V208L258 209L254 215L251 217L249 224L248 225H240V226H232L229 229H225V231L223 233H221L219 235V238L216 240L215 244H214V248L213 251L205 257V264H218L219 262V251L220 249ZM178 256L179 259L181 261L183 260H188L190 262V264H194V258H195V253L188 251V250H179L178 252Z\"/></svg>",
    "mask_w": 264,
    "mask_h": 264
}]
</instances>
